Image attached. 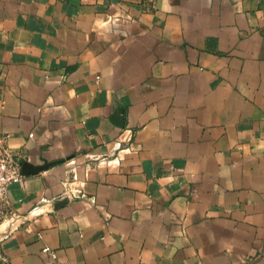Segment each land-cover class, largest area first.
<instances>
[{"label": "crops", "instance_id": "crops-1", "mask_svg": "<svg viewBox=\"0 0 264 264\" xmlns=\"http://www.w3.org/2000/svg\"><path fill=\"white\" fill-rule=\"evenodd\" d=\"M4 151L2 264H264V0H0Z\"/></svg>", "mask_w": 264, "mask_h": 264}, {"label": "built area", "instance_id": "built-area-1", "mask_svg": "<svg viewBox=\"0 0 264 264\" xmlns=\"http://www.w3.org/2000/svg\"><path fill=\"white\" fill-rule=\"evenodd\" d=\"M22 178L20 163L10 153L4 151L0 155V209H4L8 205V187L13 183L20 182ZM42 251L49 254L52 259L55 258L54 251L49 247H44ZM0 264H2L1 261Z\"/></svg>", "mask_w": 264, "mask_h": 264}, {"label": "water", "instance_id": "water-1", "mask_svg": "<svg viewBox=\"0 0 264 264\" xmlns=\"http://www.w3.org/2000/svg\"><path fill=\"white\" fill-rule=\"evenodd\" d=\"M48 166H49L48 163H43L41 165H33L30 163L24 162L21 165V171L24 175L35 174V173H38L40 171L47 169ZM63 202L64 200H62L59 204H62Z\"/></svg>", "mask_w": 264, "mask_h": 264}]
</instances>
